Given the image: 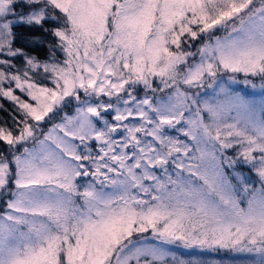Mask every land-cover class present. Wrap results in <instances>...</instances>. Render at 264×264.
Masks as SVG:
<instances>
[{"label":"snow or ice","instance_id":"6c2138e0","mask_svg":"<svg viewBox=\"0 0 264 264\" xmlns=\"http://www.w3.org/2000/svg\"><path fill=\"white\" fill-rule=\"evenodd\" d=\"M241 74L264 81V0H0V264H264Z\"/></svg>","mask_w":264,"mask_h":264},{"label":"rangeland","instance_id":"374dc122","mask_svg":"<svg viewBox=\"0 0 264 264\" xmlns=\"http://www.w3.org/2000/svg\"><path fill=\"white\" fill-rule=\"evenodd\" d=\"M262 84H264V81H261L258 78H253L250 84H245L243 82V76L241 74L237 77V83L232 84L231 86L234 91L249 99L254 100L257 104H259L261 100H264V88L261 87ZM252 85H255V87H253ZM167 247L171 252L175 253L178 257L183 259H186L185 257L187 256L188 259L206 260L209 262V264L212 260H218L214 257V255L209 259L207 256H204L207 251H201L196 248L185 249L183 247L174 245H169ZM246 258L247 257H241V259H239V257H237L236 262H234V258H228L226 259V262H222V264H243V261Z\"/></svg>","mask_w":264,"mask_h":264},{"label":"trees","instance_id":"16d2710c","mask_svg":"<svg viewBox=\"0 0 264 264\" xmlns=\"http://www.w3.org/2000/svg\"><path fill=\"white\" fill-rule=\"evenodd\" d=\"M17 31H20V29H17ZM0 104H4L5 105V108L7 109H11V105L5 101V100H0ZM5 120H8V112L7 111H0V121H5ZM190 253V251H189ZM215 258H217L219 261L221 262H226V259H230V258H234V262H236V258L239 257V259H241V257H245V256H242V255H234V254H231V253H224V252H219V253H213V252H207L204 254V256H207L209 259L212 258L211 256H213ZM186 259L187 256L185 257Z\"/></svg>","mask_w":264,"mask_h":264}]
</instances>
